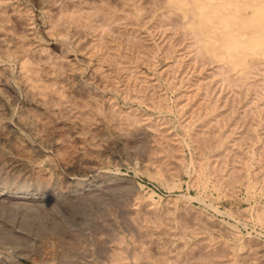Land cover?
Returning <instances> with one entry per match:
<instances>
[{
	"label": "bare ground",
	"instance_id": "obj_1",
	"mask_svg": "<svg viewBox=\"0 0 264 264\" xmlns=\"http://www.w3.org/2000/svg\"><path fill=\"white\" fill-rule=\"evenodd\" d=\"M20 1L0 0V142L14 153V157L11 156L9 160L2 158L6 154L0 155L1 170L5 165L10 164L8 166L9 169L10 167L13 169V171L11 169L12 178H17L24 172L31 174L34 171L39 175L41 174L42 180L38 186H41L46 194L52 195L55 192L54 179L58 180V178H54L55 175L53 176L49 171L44 170L45 172H43V158L37 160V151L45 154L46 150L49 149L48 146L57 145L62 151L59 155L62 158L61 163L66 168L65 171L63 170L64 172L67 170L70 174L73 171L98 174L104 168L103 166L108 163L106 158L104 159V155L107 153L103 155L104 149L107 150L111 145L113 146L118 141L125 139L127 134L125 131L132 129V127L136 128L135 131L149 127L155 142L157 141V147L153 150L159 152H153L155 155L158 154V157L152 156L148 163L157 169V175L164 170L168 173L173 172L171 168L174 164H170V161L174 159L177 161L179 172L190 175L192 185L199 187L203 193L214 189L219 191V196L223 194L225 197H232V195L234 197L237 188L242 184L241 186H246V191L250 189L249 195H253V197L254 194L264 196V0H35V4L38 3L42 10L44 9V13L49 15L48 18L52 23L51 29L47 33L54 38L55 36L59 37L61 44L58 46L64 54L60 57H58L59 54L58 56L51 55L52 53L43 46L44 44H41L43 42H37L39 38L36 41L38 43L36 47L33 46L35 44L32 42L33 40H31L32 45L28 42L32 29L30 26H33L31 25L33 23L30 22L33 20H31L32 17L30 18L29 9L24 8L26 4L23 7ZM50 21L49 25L51 24ZM143 28L149 33L143 34ZM70 30L76 31V37H78L74 47L68 46V41L66 42L70 37ZM155 33L160 35L162 40L159 39L157 42L153 40L156 44L151 40L153 42L151 44L157 47L154 49H159L166 59H173V64L168 66L166 73L179 74V76L182 74L183 76L180 80L184 84H180L182 86L178 89L177 94L178 105L185 118V121L180 122V127L188 136L190 147L195 150V164L186 165L184 163L179 150L183 149L181 143L185 139L182 142L174 139L170 134L171 130H168L170 127L166 129V127H162L163 123L160 126L157 125L160 122L154 120H151L154 122H147L143 119H146L145 116L143 117L144 114H141L142 118L141 115L137 114L138 111L135 113L116 110V106H114L115 108L108 106L109 109L106 106L105 109L103 102L101 104L99 101L101 98H94L95 95L93 96L94 93L96 96L102 95L99 89H97L99 91L96 90V86L99 88V85L94 83L96 86L93 87L87 86L89 84L85 85L86 83L82 84V77L86 72L85 69H81L84 65L78 66L80 68L78 70L75 68L77 63L71 64L73 60L71 62L68 58L69 56L76 57V54L81 53L82 63L85 62L88 67L93 68L90 72L93 70L92 73L97 79L99 78L98 83L101 81L104 86L108 85L116 92L122 91V86L125 89L129 88L128 92L130 89H135L134 94L127 92V95L129 94L127 98L138 100L137 104L139 105L140 103L148 104V100L156 99L154 91L157 90L158 85L156 86L155 82H147L144 77L142 78L141 72L139 73L134 69L140 61L145 64L146 61L151 60L152 62L156 51L153 53L150 39L153 34L155 37ZM84 36L89 37L88 40L90 41L83 40ZM149 50L154 55L147 58ZM81 55L79 56L81 57ZM151 57L152 59H150ZM11 63L18 66L17 74L14 73L12 67V69L10 68ZM105 67L108 71L105 70ZM112 72H117V74L114 75L115 73ZM95 76L93 75V78ZM90 80L88 81L90 82ZM65 82L68 83L65 85L69 88L63 86ZM155 87L157 88L155 89ZM103 93H105L104 90ZM157 94L159 95V92ZM22 95L27 101L26 105L30 108L22 107L25 110L23 109L21 114H17L16 123L29 132L30 136L27 138L30 140H22L23 136L22 138L16 136L17 133L15 134L13 131L15 125L9 121L10 119L5 118L7 116H3V110L6 107L9 109V107L14 106ZM162 96H158L157 106H154L163 113L167 107L164 105L166 103L164 101L167 99H164L163 104L160 100ZM162 120L164 121L163 118ZM58 123V126L61 125L60 127L56 125ZM54 125L58 128L55 127L56 131L52 132ZM99 135L104 137L113 135L114 138L111 136L113 139L104 141L102 137L101 140L104 142L98 144L99 141L96 142L93 139ZM127 137L129 136L127 135ZM72 138L78 142H83V148L80 147L81 150L73 151L75 149L71 146L73 143L70 139ZM114 142L116 143L114 144ZM153 145L152 148H154ZM69 151L71 153H67ZM49 153L45 156L46 161L54 166L55 161L53 162L54 159L50 157L51 155L49 156ZM176 166L174 167L176 168ZM2 171L4 172V170ZM8 171L10 173V170ZM175 171L178 172L177 169ZM179 172L178 174H180ZM3 174L5 176V173ZM56 175L58 174L56 173ZM59 176L61 177V175ZM82 176L75 177L81 178ZM26 177L28 178V176ZM37 177L40 180L41 177ZM68 178L75 182V178ZM3 179L5 178L3 177ZM36 179H34L35 181L30 180L28 183L31 181L35 183ZM107 184L109 183L107 182ZM107 184L105 185L107 186ZM112 188L115 189V186ZM63 189L70 191L66 188ZM88 190L90 189L88 188ZM76 191L75 189L74 193ZM110 191L112 192V190ZM73 197L72 200L75 201L76 197ZM191 197L185 196L181 200L174 199L176 202L173 201L170 204L172 198L167 204H163L166 206L161 205L162 207L151 202L152 205L148 206L149 208H144L142 204L137 206L136 211H134L135 214L129 212L132 213L129 214L132 216V229L137 231L140 239L130 240L132 241L129 247L131 249L130 255L125 252L129 249L125 239H116L118 243L115 248H112L111 254L109 253L111 264H264L263 242L260 243L251 237L246 240L238 235L234 229L232 232L230 231L232 238L227 232L231 242L226 241L227 239L220 240L222 235L219 238L217 237L218 234L215 233L216 231L213 232L215 235L212 233V229L217 226L219 229L221 228L220 225H215L217 223H214L212 218V221L208 219L210 216H205L202 211L200 212L203 214L197 213L198 210L195 212ZM204 198L206 199V197ZM197 199L199 202L200 198ZM77 203L75 201L76 206ZM96 203L98 208L99 203ZM79 205L82 206L81 202ZM208 205L211 207V203ZM97 208L95 207V209ZM130 208L132 207L130 206ZM78 210L81 211L80 208ZM99 211H96L95 215L96 213L100 215V212H103L102 209ZM86 212L87 214L90 213L88 210ZM103 214L102 216H104ZM90 215L88 217L95 216ZM242 216L245 217V215ZM253 221L264 228V209L257 212ZM222 229L224 233L226 227L225 229L222 227ZM105 230L107 231V229ZM247 235L250 236L249 233ZM75 240L76 245L77 241L78 244L81 243L78 237ZM74 248L69 249L74 250ZM47 254L46 259L50 264L54 260L56 252L54 254L51 251Z\"/></svg>",
	"mask_w": 264,
	"mask_h": 264
},
{
	"label": "rangeland",
	"instance_id": "obj_2",
	"mask_svg": "<svg viewBox=\"0 0 264 264\" xmlns=\"http://www.w3.org/2000/svg\"><path fill=\"white\" fill-rule=\"evenodd\" d=\"M16 1H18V0H16ZM20 2L22 3L23 7L26 4V6L24 8L29 9L30 18L32 17L31 20H33L32 22H30V23H33V24H31L33 26L32 27L30 26V29L32 28L33 30L32 29L30 30V33L32 35L30 34V37H29L30 40H28V42H30L31 45L35 42V44L33 46L36 47L38 44V43H36V41L39 38V40L37 42H43L41 44L42 45L44 44L43 46L46 47V49L52 53L51 55H53V56L57 55L58 56V54H59L58 57H60L61 55L63 56L64 54H62L60 46H58L61 44V42L59 41V37L55 36V38H57V39H55L54 36L52 37L48 34L49 33L48 30L51 29V25H52L51 21L48 18L49 15L47 16V14L44 13V9L42 10L41 6L38 3L35 4L36 3L35 0H30V1L28 0V2H27V0H25V1L21 0ZM30 10H32V11H30ZM31 13H33V14H31ZM48 20L51 23L50 25H49ZM141 30H140V33H141ZM143 31H145V28H143ZM143 31H142L143 34L144 33L146 34L147 32L149 33L148 30L145 32H143ZM33 33H36L37 35L33 34ZM69 34H70V37H69L70 40L68 38L66 40V42L68 41L67 42L68 46L74 47V46H76V43L78 41V37H76L77 33L74 30H70ZM33 35H36L35 37H37V38L35 39V37ZM72 35H73L74 39H73ZM159 36L160 35H157L155 33V37H156V39H155L154 34H153V37H151L150 41L154 40L157 42V41H159V39L161 41L162 39ZM33 37H34V39H33ZM84 37L86 38V36H84ZM84 37H83V40H85L86 42L90 41V40H88L89 37L86 38L87 40ZM31 40H33L32 41L33 43L31 42ZM152 41L150 42V44L151 43L153 44L154 41L153 42ZM152 44H151V47H153V49H152L153 53L156 51L155 55L153 53H151L150 50L147 52V54H149L147 56V58L154 55L153 59H152V57L150 58V59H152V62H151V60L146 61V64H147L146 65L145 63L140 61L141 63L140 62L137 63V65H138L137 67L140 69L137 70L138 68L136 67V69H134V70L138 71L139 73L141 72L142 78L144 77L147 80V82H149V83L155 82V85L156 86L158 85L157 86L158 88L155 87V89L157 88L156 91L159 92V95L157 94L158 92L155 93L156 91H154V94H156V96H157V97L155 96V98H156V99H154L155 102L153 99L148 100V102H147L148 104L140 103L141 106L139 104H137L139 102L138 100L132 99L130 97L127 98V96L129 95V94L127 95L129 88L125 89L122 86L121 87L122 91L116 92V90H112V87L109 88L108 85L104 86V84L101 81L100 82L102 84L100 82L98 83L99 78L97 79L95 74L92 73L93 70H92V72H90L91 69H93V68L88 67V65L85 62H84L85 64L82 63L83 57H82L81 53L76 54L77 58L75 56H69L68 58H69V61H71V62L73 60V62L71 64L77 63L76 64L77 66L75 65L76 66L75 68H77L78 70H80V68H78V66L80 67V65H81V67H82L84 65L83 68H81V69L82 70L85 69L86 72L84 71L85 74H84V77H82V84L86 83L85 85L89 84L87 86H93V87L96 86L97 84L99 85V88H98V86H96L97 88L96 87L95 88H96V90L99 89L100 91L99 90H97V91H99L100 94H102V95L96 96V94L94 93L93 96L95 95L94 98L95 97L101 98L100 100L98 98L96 100L101 101L100 102L101 104L103 102V104H104L103 106L105 109H106V106H107V109H109L108 106H110V107L113 106L111 108H115L114 106H116V108H115L116 110L130 111V112L132 111L135 113L138 111L137 114L139 116L142 113L144 114V115L143 114L142 115H143V117L145 116L146 119L143 118L142 115H141V117L144 120H146L147 122L158 121V123L160 122V124H157V125L161 126V123H163L164 125L162 124V127H166V129H167V127H170L171 129L169 128L168 130L169 131L171 130L170 134L174 137V139H177L179 142H182L185 139L184 140L185 142L183 141L181 143L183 145V149L181 148L183 151L181 149L179 150L182 152V154L180 152V155L183 158L184 163L186 165H190L191 163L195 164L196 163V161H195L196 160L195 150L192 147H190L191 145H190V141L188 139V136L186 135V133H184L185 131L183 132V130L180 127L181 126L180 122L185 121L183 113H182V111H180V106L178 105V96H177V94L179 92L178 89H180L181 86L184 84L183 82H181L182 80H180L182 74H180V76H179V74L174 75L172 73H166L168 66L173 64V59H166V57H163L164 55L162 54V52L159 51V49L155 50L157 47H154ZM156 54L158 55V57ZM160 54H162V55L160 56ZM79 55H81V57ZM78 58H80L82 61ZM132 61L134 62V60H131V62ZM147 62H149V63H147ZM154 63H155V65H154ZM9 66H10V68L12 67L13 69L12 68L11 69L14 71L15 74H17V71H19L18 66L14 63H11V65H9ZM144 66L147 67L149 70L147 68H145ZM15 67H16V69H15ZM142 69H143V71H141ZM105 70L108 71L107 67H105ZM163 70H164V72H163ZM156 71H158V72L156 73ZM112 73H115L114 75L117 74V72H112ZM90 74H91V76H90ZM93 75L95 76L94 77L95 79L93 78ZM164 76L167 77L168 79L165 78ZM88 77H90V78H88ZM171 78H172V80H171ZM92 79H94V80H92ZM88 80H90V82ZM65 84L68 85V83L65 82V83H63V86H67ZM177 84H179V85H177ZM180 84H182V85H180ZM170 85H171V87H170ZM67 88H69V87L67 86ZM131 88H133V87H131ZM101 89H102V91H101ZM105 89H107L108 91ZM160 89H161V91H159ZM175 89L178 91H176ZM103 90L105 93H103ZM134 90L135 89H130V92H128V93L134 94ZM118 93H120V94L118 95ZM164 94H165V96H164ZM158 96H162V98L160 97L161 99L159 98L160 100H162V103H163L164 99H167L164 101L166 103L165 104L163 103V104L166 105L168 108L165 107V109L166 108L167 109H166V111L164 109L163 113L159 112L158 111L159 109L157 110V107H156L157 106L156 103L159 101V100H157ZM23 97L24 96L22 95L18 99L19 102L17 100L16 104H14V106L9 107V109H8V107H6L7 110H6V108L3 110L4 111L3 116L4 117L7 116L5 118L7 120L10 119L9 121H11L15 125L13 127V129H15V130H13V131L15 134L17 133L16 136H18L19 138L20 137L22 138V136H23L22 140L23 139L30 140V138H27L30 136L29 132H27L26 129H23L18 123H16V121L18 119L17 114L18 115L21 114L22 113L21 110H23V109L25 110V108L26 109L30 108V106L26 105L27 101H26V99H24L25 97L24 98ZM104 98H107V99L105 100ZM124 99H126V100L124 101ZM131 99H132V101H131ZM176 100H177V102H175ZM152 101H153V104H152ZM174 103L176 106L174 105ZM151 105L153 106V108ZM154 105H156V106H154ZM23 106L25 108H22ZM130 106H131V108H130ZM170 109H172V110H170ZM14 114H15V116H14ZM147 117H149V118H147ZM150 117L153 119H151ZM162 118L164 119V121L162 120ZM12 119L15 123L12 121ZM151 120H154V121H151ZM156 123H154V124H156ZM96 124H97V122H96ZM56 125L58 126L59 123ZM56 125H54V127H52L53 128L52 132H54V130L56 128L61 126L60 125L57 127ZM135 129L136 128L132 127V129L130 128L129 130L125 131V132H127L126 138H125L126 140L123 139L124 141L123 140L118 141L116 139V142L118 141L117 142L118 144L116 142H114V144L116 143L115 145H113V146L111 145L109 149L107 148V150L104 149L103 155L107 152L104 155V159L106 158L108 163L105 166H103L104 168L101 169L102 171H100L98 174H90V173L88 174L87 172H77V171H73L74 174H73V172H71V174H70L67 172V170H66V172H64L65 171L64 169H66V168H65V166H63L64 164L61 163L62 158L59 155V154H61L60 152H62V151L59 150L60 148H58L57 145L48 146L49 149L46 148L47 152L45 154L37 151L36 152L37 160L38 159L42 160V158H43V165H42V168H44V169H42L43 172H45L44 170H46V172L49 171L50 174H53V176L55 175L54 178L55 177L58 178V180H56V178L54 179V186H55L54 191L55 192H53L52 195L46 194L45 190L42 189L41 186H38L40 184V181L42 180L41 174L39 175V174L35 173L34 171H32V172H34L35 174L34 173L32 174V172H31L32 175L30 173L27 174L28 172H24L25 174L22 173L19 176H17V178L15 176H14L15 178H12L11 174L13 173L12 172L13 169H12V167H10V169H9L10 164L5 165V167L2 169V170H4V172L0 169V175L2 176V177L0 176V179H1L0 180V264H45V263L48 264L49 262L46 259V257L48 256L47 253H49L51 251L54 254L56 252L55 256L57 259L54 256V258H53L54 260L50 264H53V263L54 264H111V262H110L111 256L109 255V253L112 252L113 251L112 248H115V246L117 245L118 241L116 239H118V238L119 239H125L124 241H126V243H127L126 246L128 248L130 247V244H132V241H130V240H134L135 238L140 239V235L137 233V231L135 229H132V226H131L132 225V220H131L132 216L129 215L132 213L135 214L134 211H136L135 209L137 208L138 205L143 204L142 206L144 208H147L148 206H151L152 204L155 203V205L157 204L160 207H162L161 205L167 204V202L170 201L172 198H173L171 200L172 202L171 201L169 202L170 204L173 203V201H175V200H181V198L185 197V196L186 197L192 196L191 197V198H193L192 207L193 206L195 207V208L193 207L195 212H196V210H198L197 213H200V214L204 213V215L205 216L207 215V217L210 216V218H208V219L212 218L214 223H217L215 225H220V227H221V228H219L221 230L220 232L218 229L219 226L212 229V233L216 231L215 233L218 234L217 237L220 238L222 235L220 240H226L227 239L226 241L231 242V240L229 238V236L232 238L230 231L232 232V229H234L238 235L244 237L246 240L251 237V238L257 239V241H259L260 243L263 242L262 244H264V228L262 226L258 225L255 221H253L256 218L257 212L260 209H264V196L263 195H262V197H261V195H258V194H254V197H253V195L252 196L249 195L250 189H247L249 192L246 191V186L244 185V187H245L244 188L243 186H241L242 184L240 185L241 187L239 186V188H237L234 197H233V195H232V197L231 196L225 197V195H223V194L221 196H219L220 195V194H218L219 191L214 190V189H212V190L210 189V191H208L207 193H203V191L201 192L199 187L194 186V184L192 185L190 175L182 174L179 172V169H178L179 167L177 165V161L174 159L170 161V164L172 163V164H174V166L177 165L176 168L174 166L172 167V165H171V167H172L171 169H173V172L168 173L166 170H164V172H162L163 171L162 170L161 171L162 173L157 175V169L153 166L151 167V165H149L150 163H148L149 160L152 158V156L158 157L157 153H156L157 155L154 154L158 150H156V151L153 150V149H155V147H157V144H156L157 141L155 142V140H154L155 138L153 136L152 131L149 129V127L140 128V129H138L139 131L138 130L135 131ZM140 132H142V133H140ZM130 133H131V135H130ZM127 135L129 137H127ZM25 136H26V138H25ZM111 136L114 138L113 135H111ZM111 136H109V135L105 136V137H107L105 139L104 136L99 135L96 138H98V137H100V138H98L97 140H96V138H94L93 140L96 142L99 141L98 144H100V142H104L106 140L113 139ZM176 136H177V138H176ZM101 138L104 141H102ZM70 140H72L71 142L74 144L73 145L70 142L72 144V145L71 144L70 145L73 146V148L75 149L73 151L76 152V151L81 150L83 148V142L82 143L80 141L78 142L77 140H75L73 138ZM153 143H154V145H153ZM95 144H97V143H95ZM155 144H156V146H155ZM186 144H187V146H186ZM152 145L154 148H152ZM81 146H82V148H80ZM115 146H116V148H115ZM7 149H9V150H7ZM10 150H11L10 148L1 144V142H0V155L3 156L4 154H6L2 158H4V159L7 158L5 160H9L11 158V156L14 157L13 151L11 150L12 151L11 152ZM109 150H111L112 152ZM70 151H72V150H70ZM70 151L67 153H71ZM48 153H49V156L51 155L50 156L51 158L53 157L52 158V159H54L53 162L55 161V163H53L54 166L55 167L57 166L58 168H55L54 166H52L51 163H48L46 161L45 156ZM38 154L39 155L41 154V155L39 156ZM64 155L69 156L67 154H64ZM190 159H192V160H190ZM114 161H115V163H114ZM148 165H149V167H148ZM90 166H92V165H90ZM6 168H8V169H6ZM174 168H175V170L177 169L180 174H178V172L175 171ZM11 169H12V171H11ZM148 169H149V171H148ZM8 170H10V173ZM58 172H60V173H58ZM3 173H5V176ZM56 173L58 175H56ZM83 173L84 174L87 173V174L84 175ZM171 173H172V175H171ZM24 175L28 176V178L26 176L24 177ZM30 175L32 176L31 178H30ZM34 175H36V176H34ZM59 175H61V177ZM72 175H74V176H72ZM89 175H91V176H89ZM33 176H34V178H33ZM37 176L41 177L40 180ZM75 176H82L84 178H82V177L77 178ZM3 177L5 179L2 180ZM20 177L23 179H21ZM68 177L75 178L76 183L74 181H71ZM113 177L114 178L116 177L117 179L116 178L114 179ZM25 178H27V179H25ZM59 178H60V180H59ZM16 179H17V181H16ZM24 179L26 180V182ZM32 179L33 180L36 179L37 183L36 182L33 183L35 180L31 181V183H28ZM61 179H62V181H61ZM37 180H39V181H37ZM116 180L118 181V183ZM81 182H82V184H81ZM90 182H92V183H90ZM107 182L109 184H107ZM63 183H65V184H63ZM102 183L107 184L108 187L105 184L103 185ZM111 186L112 187L115 186V189L112 188ZM63 188H66V190L68 189L70 191H64L65 189H63ZM69 188H72V189L75 188L77 190L76 193H74L75 189L72 190ZM88 188L90 190H88ZM120 188H122V189H120ZM198 188H199V190H198ZM100 189H103V190H100ZM238 189H239V191H238ZM110 190H112L113 193ZM213 190L216 192H214ZM2 191H3V193H1ZM200 192L202 195L200 194ZM59 193L62 196L65 195V197H62ZM257 193H259V192L257 191ZM75 194H77V195H75ZM85 195H87V196H85ZM122 195H123V197H122ZM183 195H185V196H183ZM199 195H200V197H199ZM73 196L76 197L75 201H76V203L78 202L77 206L75 204V201L72 200V198L74 199ZM139 196H140V198H139ZM204 197H206V199ZM131 198H133V199H131ZM197 198H200L199 199L200 203L198 202ZM77 199H79V200L77 201ZM81 199H82V201H81ZM138 199H141V200H138ZM53 200H54V202H53ZM95 200H97V201H95ZM134 200L136 201V203ZM202 200H204V202L207 205L204 202H201ZM214 200H215V202H214ZM72 201H74V203H72ZM83 201H85V202H83ZM146 201H148L149 203ZM206 201L208 203H211L212 208L210 207V205H208V203ZM80 202H81L82 206L83 205H85V206L82 207L81 205H79ZM96 202L99 203L98 208H97ZM151 202H152V204H150ZM130 206L132 208H130ZM163 206H166V205H163ZM86 207H88L89 209ZM95 207L97 209H95ZM214 207H216V208L214 209ZM78 208H80L81 211H79ZM32 209H33V211H32ZM101 209L103 212H100ZM105 209H107V210L104 211ZM86 210H88L90 213L87 214ZM242 210H244V211H242ZM91 211H92V214H91ZM96 211H99L100 215H99V213H96V215H95ZM108 211H109V213H108ZM110 211H111L112 215H109V214H111ZM200 211H202L203 213ZM219 211H220V214H219ZM241 211L243 212V214ZM255 211H256V213H255ZM79 212H81V213H79ZM127 212H128V214H127ZM129 212H132V213H129ZM232 212H234V213H232ZM102 213H104L103 214L104 216H102ZM246 213H247V216H246ZM240 214L245 215V217L240 215ZM88 215H90V216L95 215L94 216L95 218L94 217H92V218L88 217ZM105 215H106V218H105ZM100 216H102L103 219ZM38 217H39V219H38ZM207 217H205V218H207ZM86 218L89 220H87ZM98 218L99 219L101 218V219L99 220ZM110 218L112 221L110 220ZM107 219H109V220H107ZM212 219H211V221H212ZM93 220L95 221V224H94ZM128 221H130L131 223ZM237 221H239V223H237ZM245 226H247V227H245ZM222 227L224 229L226 227L225 230L228 229L226 231V233H225V230L223 233ZM105 229H107V231ZM109 230L110 231L113 230V231L110 232ZM133 230L138 235L136 234V236H135V233ZM99 231H101V232L99 233ZM106 232H108L109 235H107L108 233H106ZM227 232H228L229 236H228ZM215 233H213V234L215 235ZM248 233L250 236L247 235ZM93 235H94V237H93ZM97 235H99V236H97ZM101 236H103V237H101ZM104 236H105V238H104ZM121 236H123L124 238ZM77 237L81 243L78 244V241H77V245H76L75 239H77ZM93 239H96V240H93ZM73 244H74V246H73ZM71 247L72 248L75 247L74 250L71 249L72 250L71 251L69 249ZM131 248H132V245H131ZM101 249H102V251H101ZM129 249H127L128 251L127 250L125 251L126 254H128V255H130L129 253L131 252V249L130 250ZM54 250H56V251L54 252ZM44 253L47 255H45ZM43 259L45 260L44 262H43Z\"/></svg>",
	"mask_w": 264,
	"mask_h": 264
}]
</instances>
